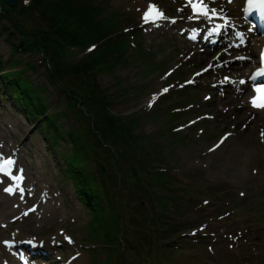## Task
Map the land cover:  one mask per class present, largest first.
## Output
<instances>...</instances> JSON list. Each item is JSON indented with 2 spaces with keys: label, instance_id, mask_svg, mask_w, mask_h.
<instances>
[{
  "label": "rangeland",
  "instance_id": "1",
  "mask_svg": "<svg viewBox=\"0 0 264 264\" xmlns=\"http://www.w3.org/2000/svg\"><path fill=\"white\" fill-rule=\"evenodd\" d=\"M205 2L209 9L219 3ZM226 2L230 7L235 3ZM89 3L96 19L110 15L111 25L118 18L126 22L109 39L121 41L122 48L107 57L106 52L102 54V60L92 72L97 86L109 98L110 114L120 118L132 143L130 153L122 151L116 159L106 158L109 164L102 163L103 168L112 167L109 176L117 189L115 192L112 188L110 193L116 195L118 214L127 226L123 225L120 255L114 257L116 264H192L187 261L190 256L187 252L159 254L161 244L176 246L177 237L184 242L202 234L210 239L223 234L235 238L236 234L246 233L253 246L257 242L253 238L258 237L248 215L260 212L253 214L264 216V123L244 125L237 116L244 109L229 100L231 87L217 83L219 70L202 69L205 64H199V52H194L188 36V33L197 36L201 20L215 19L208 31L222 26L227 17L196 14L186 0H91ZM149 4L163 12L166 18L156 21L172 27L170 30L153 29L151 20L142 19ZM237 11L241 20L240 7ZM31 16L35 23H40L37 11ZM242 25L234 27L244 36L248 33L247 25ZM1 27L0 57L5 63L14 60L4 71L33 65L34 70L26 69L24 77L34 86L42 87L41 95L51 112H63L66 100L50 85L44 69L47 66L40 64L41 56H11L10 44L17 43L18 34L6 21L1 22ZM238 38L237 35L235 44L239 43ZM93 39L88 42L86 38V47L81 44L78 47L83 48L73 52L74 64L81 65L83 58L96 55L100 43ZM263 41L250 49L233 48V52L248 58L255 52L256 61ZM226 47L229 46L222 45L214 51ZM67 56L70 58V53ZM255 65L245 59L241 65L243 73L236 81L247 82L248 70ZM4 91L5 86L0 83V157L14 161L12 175L22 176L19 183L25 191L23 199L18 190L12 195L6 193L4 189L13 182L0 174V264H106L112 254L98 249V242L89 239L90 208L77 199L64 172V157L70 155L69 144L64 139L51 147L46 133L25 120ZM205 94L210 96L206 99ZM74 120V116L67 115L56 124L67 131L75 126ZM133 171L140 177H128V172ZM126 187L128 190H124ZM160 216L167 229L180 224L177 233L169 235L164 242L162 237L160 241L154 238L150 231L154 227L150 223L157 222ZM130 218H134L131 225ZM236 218L241 222L239 225L230 223ZM249 241L242 240L238 245L245 249ZM223 243L216 247L215 253L208 250L206 257L212 260L213 256L214 264L232 261L227 246L235 243L229 237ZM18 253H22V260ZM225 258L227 262L223 261ZM199 260L194 264H199Z\"/></svg>",
  "mask_w": 264,
  "mask_h": 264
},
{
  "label": "trees",
  "instance_id": "2",
  "mask_svg": "<svg viewBox=\"0 0 264 264\" xmlns=\"http://www.w3.org/2000/svg\"><path fill=\"white\" fill-rule=\"evenodd\" d=\"M90 1L32 0L30 3L29 0H18L16 7L11 8L7 0H0V24L6 21L18 34L17 43L10 44L11 56L20 54L41 56L39 61L44 67L47 66L44 69L50 85L57 88L66 100V108L63 112H51L50 105L41 95L42 87L34 86L28 77H24L26 69L34 70L33 65H28L26 69L5 72L4 68L9 64L12 65L14 60L5 63L0 57V83L5 86V95L13 108L25 120L33 122L37 130L46 133L45 138L51 147L64 139L69 144L70 155L64 157V172L72 182L77 199L90 208L89 239L98 242L96 243L98 249L112 254L106 259V264H116L114 257L120 255V236L124 231V223L118 214L116 195L110 193L112 188L115 192L117 189L115 181L109 176L112 167L103 168L102 163L109 164L106 158L116 159V155H120L122 151L130 153L132 143L120 118L110 114L109 98L97 86L92 72L105 52L107 57L110 52L122 48L121 41L116 43L109 39L113 35L116 36L119 25L124 28L126 22L118 18V21L111 25L110 15L102 20L96 19ZM36 11L39 13L40 23H35L32 19L31 15ZM0 29L2 30V27ZM92 37L97 44L100 43V49L96 51L97 46L96 53L93 52L95 56L90 54L86 59L83 58V61L80 60L81 65L74 64L76 60L71 55L77 49L83 48L78 47L81 44L86 47ZM86 38L88 42L84 44ZM68 53L70 58L67 56ZM67 115L74 116L75 126L72 125L67 131H63L56 123L60 117L66 118ZM129 176L136 179L140 177L135 171L128 172ZM124 178L126 179L127 176L124 175ZM107 182H111V185ZM124 190H128V187ZM125 194L122 198L127 197V193ZM253 213L260 214V212ZM253 213L250 212L248 215L252 225H255L253 232L258 237L257 240L252 237V241H257L253 246L246 233L236 234L235 238L230 237V234H223L212 236L210 239L202 234L184 242H180L177 237L178 244L173 247H171L172 243L161 244L159 254L179 250L181 254L184 252L190 254L187 256V261L192 264L199 259V264H214L213 256L212 260L207 259L209 252L215 253L216 247L224 244L223 241L229 237L230 241L235 243V245L227 243L229 253L233 256L230 264H264V216ZM160 218L161 216L157 218V222L150 223L154 226L150 227L151 234L156 239L162 237V242L168 241L169 235L173 236L177 233L180 224L167 229ZM131 220L134 221V218L128 220L130 225ZM230 223L239 225L241 222L236 218ZM158 240L160 241V238ZM242 240L249 241L246 250L238 245ZM223 261L227 262V259Z\"/></svg>",
  "mask_w": 264,
  "mask_h": 264
},
{
  "label": "bare ground",
  "instance_id": "3",
  "mask_svg": "<svg viewBox=\"0 0 264 264\" xmlns=\"http://www.w3.org/2000/svg\"><path fill=\"white\" fill-rule=\"evenodd\" d=\"M219 3H215V8L217 15L216 17H220L221 19H225L222 21L224 24L219 28H210L215 24V19H207L201 20L199 23V27H197L198 34L197 36L189 35V44L193 45L194 52H199L200 55L199 64L204 63L202 69L207 67L209 70L215 68L219 70L216 74L217 83L226 85L227 87H231V94L229 95V100L232 101V105H236L237 107H241L244 109L242 113H240L239 118L241 117L244 121V125L248 126V124L253 122L264 123V109L261 108H253L250 100L257 93L251 88V85L245 84L243 87L242 84H239L236 81V78L243 73L242 72V63L244 60L236 59V57H245L243 54L233 52V48H248L252 46H256L259 41L263 38H254L250 35L243 37V43H241L240 38H238V44H235V38L237 37V32L235 31V25L242 24V21L239 19L238 8L243 5L244 0H234L233 6L227 4L226 0H215ZM189 3V0H186ZM150 27L153 29H164L168 28L169 30L172 28L170 26L167 27L165 23L162 22H149ZM219 25V24H218ZM184 33V32H183ZM197 33V32H195ZM207 33V36H205ZM187 36V35H185ZM235 37V38H234ZM194 38V39H192ZM234 38V39H233ZM232 41V42H230ZM229 47L222 48L218 51H214V49L221 47L222 45H226ZM232 47V48H230ZM252 52V51H251ZM250 62L257 63L259 58L255 61V52L250 54ZM200 69L199 71H201ZM252 69V68H251ZM228 78L227 80L225 78ZM208 92V91H207ZM206 92V93H207ZM210 96V95H209ZM205 94V97H209ZM212 96V95H211ZM220 146V145H219ZM218 146V147H219ZM18 164V160L15 161ZM19 260H21L22 253H18Z\"/></svg>",
  "mask_w": 264,
  "mask_h": 264
},
{
  "label": "snow or ice",
  "instance_id": "4",
  "mask_svg": "<svg viewBox=\"0 0 264 264\" xmlns=\"http://www.w3.org/2000/svg\"><path fill=\"white\" fill-rule=\"evenodd\" d=\"M231 2V0H229ZM189 3L191 4L192 10L194 13L199 15L208 16L209 13H211L212 17H215L217 15L216 9H209L205 0H196V2H193V0H189ZM253 9H259L261 14L264 15V0H247V6L244 8L245 13H250ZM164 14L161 10H158L154 5L149 4L148 10L144 13L142 19L145 22H148L151 20L152 22H155L158 19H165ZM238 37H240L241 43H243V37L240 36L239 33H237ZM236 59L245 60L250 59L248 57H236ZM260 63L261 67L259 70L255 73H253L250 77L251 80L255 81L258 76L264 75V51L260 53ZM228 79L227 77L225 78ZM188 83H191L189 81ZM240 84H245V80L241 79L239 81ZM164 91H167V89H164ZM254 91L257 93L256 96L251 98L250 103L253 108H261L264 109V85H260L258 87L254 88ZM207 99V97H206ZM151 106V105H149ZM223 142V139L220 141V143ZM219 145H217L218 147ZM14 165V161L12 159H4L3 157H0V174L7 175L10 180H12V184L9 185V187H6L4 191L10 195L15 194V192L18 190L20 193L21 199L24 198V189L20 186L19 181L22 180V176L20 175H12L11 169ZM24 215H27V213H24ZM66 239L69 240V243H71V240L66 237ZM31 243V241H29Z\"/></svg>",
  "mask_w": 264,
  "mask_h": 264
},
{
  "label": "water",
  "instance_id": "5",
  "mask_svg": "<svg viewBox=\"0 0 264 264\" xmlns=\"http://www.w3.org/2000/svg\"><path fill=\"white\" fill-rule=\"evenodd\" d=\"M8 4L9 6H16V0H8Z\"/></svg>",
  "mask_w": 264,
  "mask_h": 264
}]
</instances>
